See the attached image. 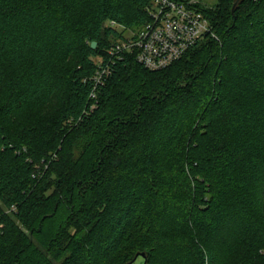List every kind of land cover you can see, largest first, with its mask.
I'll return each mask as SVG.
<instances>
[{
	"label": "trees",
	"instance_id": "16d2710c",
	"mask_svg": "<svg viewBox=\"0 0 264 264\" xmlns=\"http://www.w3.org/2000/svg\"><path fill=\"white\" fill-rule=\"evenodd\" d=\"M152 1L0 0V264H264V0L200 8L216 38L120 62L84 115Z\"/></svg>",
	"mask_w": 264,
	"mask_h": 264
},
{
	"label": "built area",
	"instance_id": "2783aa9c",
	"mask_svg": "<svg viewBox=\"0 0 264 264\" xmlns=\"http://www.w3.org/2000/svg\"><path fill=\"white\" fill-rule=\"evenodd\" d=\"M147 14L149 20L136 31L115 22L110 23L113 28L122 27L129 34L120 33L121 36L112 42L106 55L99 57L96 62V71L89 79L92 85L89 108L84 111V115L97 108L99 92L120 62L133 57L144 68L160 71L182 59L204 39L216 38L210 18L194 2L153 0Z\"/></svg>",
	"mask_w": 264,
	"mask_h": 264
},
{
	"label": "rangeland",
	"instance_id": "374dc122",
	"mask_svg": "<svg viewBox=\"0 0 264 264\" xmlns=\"http://www.w3.org/2000/svg\"><path fill=\"white\" fill-rule=\"evenodd\" d=\"M183 1H189V2H194L197 5V8H202L204 10H214L215 7L218 4V0H183ZM110 25V23H109ZM114 29H117L119 31V33L128 35L129 32L125 31L122 27L119 26H115ZM131 29V28H128ZM139 28H132L131 30L136 31ZM118 37H111L110 41L111 44L112 42H114ZM81 54L80 52L77 51L76 56L74 57V59L72 60V64L71 65H77L78 67H80V57ZM99 61V57L95 58V62ZM62 89V88H61ZM63 96H64V92L62 90L59 91V93H57V95L54 97L53 102L50 106L51 110H55L57 108H59L62 105V101H63Z\"/></svg>",
	"mask_w": 264,
	"mask_h": 264
},
{
	"label": "water",
	"instance_id": "95a60500",
	"mask_svg": "<svg viewBox=\"0 0 264 264\" xmlns=\"http://www.w3.org/2000/svg\"><path fill=\"white\" fill-rule=\"evenodd\" d=\"M238 2V1H237ZM236 2V4H237ZM235 4V6H236ZM103 27H105V24L103 25ZM91 47L92 49H96L97 47V42H93L91 44ZM148 263V260H147V256H146V253L143 252V253H137L135 255V257L132 259V261H130L129 263L127 264H147Z\"/></svg>",
	"mask_w": 264,
	"mask_h": 264
}]
</instances>
